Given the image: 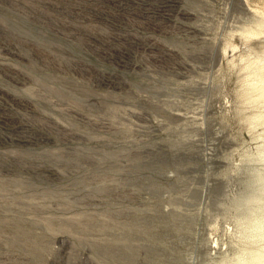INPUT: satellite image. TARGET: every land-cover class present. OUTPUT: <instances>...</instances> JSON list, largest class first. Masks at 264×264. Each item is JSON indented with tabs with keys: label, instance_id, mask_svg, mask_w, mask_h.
Masks as SVG:
<instances>
[{
	"label": "rangeland",
	"instance_id": "rangeland-1",
	"mask_svg": "<svg viewBox=\"0 0 264 264\" xmlns=\"http://www.w3.org/2000/svg\"><path fill=\"white\" fill-rule=\"evenodd\" d=\"M264 0H0V264H264Z\"/></svg>",
	"mask_w": 264,
	"mask_h": 264
},
{
	"label": "bare ground",
	"instance_id": "bare-ground-1",
	"mask_svg": "<svg viewBox=\"0 0 264 264\" xmlns=\"http://www.w3.org/2000/svg\"><path fill=\"white\" fill-rule=\"evenodd\" d=\"M262 70H264V65L262 66ZM259 90H260V93H259L260 98L264 99V83L260 85Z\"/></svg>",
	"mask_w": 264,
	"mask_h": 264
}]
</instances>
